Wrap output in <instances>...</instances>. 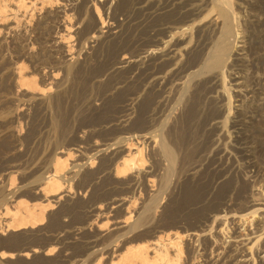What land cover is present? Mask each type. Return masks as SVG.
Segmentation results:
<instances>
[{"label":"bare ground","instance_id":"obj_1","mask_svg":"<svg viewBox=\"0 0 264 264\" xmlns=\"http://www.w3.org/2000/svg\"><path fill=\"white\" fill-rule=\"evenodd\" d=\"M24 1L19 2L25 7ZM48 1L72 3L69 7L68 4L61 6L53 15H45L37 23L36 42L41 46L37 56L31 55L27 41L18 45V57L24 60L35 56V67L43 74L40 76L42 83L34 77H27L28 81L25 66L19 65V86L27 87L32 93L31 98L41 95L36 101L46 109L67 108L65 103L79 101L88 90L93 100L88 96L89 100L81 105L82 109L93 107L103 112L102 122L113 128L105 130L106 133L129 135L114 137L112 143L101 147L97 142L93 143L95 141L83 140L88 135L74 133L70 144L75 147L62 150L65 155L56 153L51 166L41 173L38 188L46 201L43 199L29 205L24 200L11 206L6 203V193L2 190L0 199L5 203L0 218L10 219L8 223L12 222V226H34L44 221L48 208L54 205L53 196L59 201L65 195L64 191L71 194L77 191L76 186L89 183L100 175L99 183L118 186L120 192L115 194L117 197L110 195L111 200L105 208L99 204L97 195L90 194L97 201L89 204L88 220H98L110 213L114 226L104 237L105 241L99 243L95 239L88 244L96 262H101L107 254L106 264H182L185 244L191 260L208 254L211 255V264H253L255 259L264 264V197L258 198L254 193L258 189L259 172L255 173L256 168L254 174L241 175L240 167L243 166L237 163L239 155L248 159L264 150V0L252 1L253 11L246 14L235 6L234 0ZM92 3L102 25L108 23L107 19L112 21L108 27L105 24L106 31H102L104 26L99 27L95 13L91 14ZM0 7L6 5L0 4ZM2 8L0 11L5 12ZM73 18L80 25L78 32L84 42L95 39L92 50L74 62L67 57V60L63 59V51L53 37L60 26L70 29ZM124 55L128 58L123 59ZM47 69L48 73H43ZM61 72V80L54 84L53 78L59 77ZM54 87L56 92L47 94ZM7 101L9 99L2 96L0 105L4 106ZM128 110L131 116L127 114ZM11 113L8 110L9 116ZM83 115L98 118L93 113ZM54 118L52 125L61 127L68 123L70 116L57 115ZM159 123L169 125L168 139L163 135L158 140L159 135L151 131ZM84 144L88 145L86 149L90 152L83 150ZM134 146H137L136 151H133ZM75 154L78 158L72 162ZM248 160L253 167L255 159ZM162 166L166 167L165 176L162 175L160 180L163 189L171 186L169 183L177 174L174 183V192L177 193L172 195L173 204L163 207L159 218L157 212L164 201L163 189L158 184L161 188L153 187H156ZM143 192L146 199L142 206H138ZM182 196L187 206L183 210L184 222H178L182 216L181 209L178 210ZM239 201L243 202L238 205L240 210L232 211ZM81 203L82 199L78 197L63 204L51 217V224L65 212L80 209ZM215 205L218 206L215 212H206ZM173 208L175 215L170 222ZM204 212L206 214L202 216ZM250 217L256 220V227L243 231L242 224ZM166 218L168 229L176 228V234L167 239L157 237L156 243L151 244L150 237L161 231L160 221ZM229 219L235 222L232 231H227L224 226L217 228L215 231L223 238L219 239L217 235L214 240L215 225ZM103 226L98 224L96 230L89 227V231L98 235L97 229L101 232ZM184 232L190 237L187 242ZM104 249L111 250L105 254ZM171 249L176 258L170 257ZM46 250L53 252L54 249L48 247ZM119 250L121 252L117 253ZM32 251L37 253L38 249ZM16 252L10 255H16L14 264H42L44 261L36 255L30 262L22 261V253ZM6 254L2 251L1 258H6Z\"/></svg>","mask_w":264,"mask_h":264},{"label":"rangeland","instance_id":"obj_2","mask_svg":"<svg viewBox=\"0 0 264 264\" xmlns=\"http://www.w3.org/2000/svg\"><path fill=\"white\" fill-rule=\"evenodd\" d=\"M19 1L20 0H5L3 2L2 1L0 2V4L3 7H4V5H6L5 8L0 7V10H1V8H2V10L3 9L5 10V12L0 11L1 12L0 13V71H1L0 72V77H1L0 78V93H1L0 95L6 96L10 101V102L7 101L5 103L6 105L4 104V106L2 104L0 105V188H1L0 192L3 190V192L6 193L5 194L6 195V201H7L6 203H8V205L12 204L11 206L17 205V202L19 205V203H21L24 200H25L24 202H26V204L28 201L29 205L30 204L32 205L33 202L45 200V197H43L40 188H38V187H40L41 177L43 176L42 174L44 173L43 171L46 172L47 171L46 169H48L51 166L52 157H54V155L56 153L61 152L65 148L71 149V148L75 147V146L70 144L72 142L71 135L73 136L74 133L80 132L81 134L84 133L86 136L88 135V137L84 138L83 140H92V142L95 141L93 143L97 142V144L101 147H103L105 143L106 144L112 143V141L115 140V138L129 135V134H125L122 132L106 133V131H108L109 127H107L106 123L102 122V120H103L102 113L103 112H101L100 110L98 111V110L94 109L93 107H91V109L90 108L82 109L83 107L81 105L85 102L86 99L89 100V98H90V100L91 99L93 100V96L91 98L88 90L87 91L85 90V93H83V95L80 96L79 101L72 100V102L69 101L71 103H69V102L65 103V105H67V108L65 106L61 109L55 108V107L52 109L51 108L46 109V108L41 107L38 104V102L36 101L38 98H40L41 95H39V96L37 95V97L31 98L32 93L30 91H28V88L25 86H22V87L19 86V82H18L19 80H18V74H17V67H19V65L25 66L24 72H25L27 80L30 77H32L30 79H33V77H34V78L38 79L39 82L42 83L41 77L43 76V74L39 72L40 69H37L35 67V65L37 64L35 56H37L38 53L41 52V46H40V44H37L38 42H36L37 37H36V30H35L36 28L35 27H36L37 23L45 15H47V14L53 15L54 12L56 10H58V8H61V6L63 8L65 4H68V7H69L70 4L72 3V2L71 3L69 2L70 3L69 4L66 2L60 1V4L59 3L53 4V3L49 2L48 0H25L24 2H25V5L27 7L26 6L24 7L23 3L19 2ZM252 1H254V0H248V1L247 0L246 1L245 0H237V1L234 0V3H236L235 4L236 7L241 8V10L243 11V14H246V13H250L253 11L252 9L254 8V5H253L254 3L252 4ZM21 3H22V5H21ZM245 3H248V4H245ZM91 5L93 6V3ZM19 6H20V8H19ZM21 6H23V7H21ZM92 6H91V9L93 11L91 10V14L94 12L95 15L98 17V15L95 12L96 8L94 6L93 7ZM2 12H4V13L2 14ZM110 12L111 11H109V13ZM119 18H122V17H119ZM52 19H54V17ZM59 19H62V18H59ZM97 20H99V17L97 18ZM107 20H108V23H110V24L112 23L111 20H109V19H107ZM99 23H100V20H99ZM108 23L105 22L107 27L109 25ZM72 24H73V26L70 29H67L64 26H60V28L53 33V37L55 38L56 42L58 43L59 49L61 51H63V56H64L63 59L67 60V58H68V60L71 59L70 61L74 62V61H78L79 59L80 60L83 59V57L85 56L84 54H87L88 52H90L92 50V46H93V44H95V42H93V40H95V39L91 38L87 42H84V39L80 36L81 34L78 32L80 29V25H79V23L76 22V18L75 19L73 18ZM105 24L102 25L100 23V25H99V27L104 26L102 31H106L108 29L105 26ZM26 41L28 43H30L29 50L31 52V55H35V56L30 58V59L24 58V60H23V58L18 57L19 54H18L17 50H18V45L20 46L21 44H25V43H27ZM34 41L36 42L35 44H33ZM89 41H91L92 44ZM85 45H86V47H85ZM69 50H70V52H69ZM81 53H83V54H81ZM81 55H84V56L81 57ZM75 56L77 57V59ZM119 56L121 58L122 54ZM71 57H73V58H71ZM127 58L128 57H126V56L123 57V59H127ZM4 63H5V65H4ZM7 63H9V64H7ZM6 64H7V66H6ZM3 65H4V67H3ZM48 71L49 70L47 69V71L44 70V72L43 71L42 72L48 73ZM3 76H5V77L2 78ZM62 76H63L62 72L59 74V77H58V75L55 76L53 78L54 84H55V82L60 81ZM54 88H53V90L51 89L50 91H48L47 94H51V93L54 94L56 92L55 91L56 87H54ZM23 95L24 96L26 95V96L24 97ZM2 96H0V99L2 98ZM88 96H89V98H87ZM35 104H37V105H35ZM70 105H74L73 106L74 108ZM7 109L9 111H12V113H11L12 116L11 115L9 116ZM52 112L54 114H52ZM127 112H125V114L127 113V114H130L129 116H131V113H130L131 111L128 110ZM82 113L83 114H90V113L97 114L98 116L97 115H94V116H97L98 118L92 119L90 116L83 115ZM53 115H54V117H56L57 115L61 116V117L64 115L65 116L69 115L70 118H68V123L66 125L64 124L65 127L63 125H60L61 127H58V126L54 127L52 125V121L56 118H54V117L52 118ZM1 124H3V125H1ZM110 128L113 129L112 127H110ZM168 128H169L168 124L165 125L162 123V125H161V123H159V124L154 125L152 130L151 129L150 130L151 131L154 130L155 133L157 135H159L158 140H161L163 135L166 137V132H167ZM91 133H92V135H91ZM120 133H122V134H120ZM138 133H140V132H138ZM89 136H92L94 138L89 137ZM166 138L168 139V137H166ZM170 139L171 138H169V140ZM2 140H3V142H2ZM4 140H6V142ZM65 141H67V142H65ZM3 143L5 145L7 143L8 144L5 146ZM60 143L62 144V146ZM87 147H88V145L84 144L83 150H85L86 152H90L89 150L86 149ZM136 148H137V146H134L133 151H136ZM5 149L7 150V153H6ZM262 151L257 152L255 154H252V156H250L248 158L250 160L255 159L254 161H252L253 163L255 162L253 167L250 166L251 164L249 163L248 159L241 157L240 155H239V157L237 156V163L239 164V166H243V167H240L239 173L241 175H243V173H244V175H247V174L251 175V172L254 174V172L257 168V172H255V173L259 172L257 180L258 181L260 180V182L258 183V181H257L258 189L254 193H255V195H257L256 197H258V198L264 197V195H263L264 194V150H262ZM9 152H11V153H9ZM60 154L65 155V153H62V152ZM258 154H259V156H258ZM23 155H24V157H23ZM75 155H73L74 160H71L72 162L78 158V155H76V156ZM259 157H260V159H259ZM240 158H243L245 160L240 159ZM241 161L243 162V164L241 163ZM11 162H14V163H11ZM259 162H260V164H259ZM257 163L259 164V167H258ZM37 164H39V165H37ZM16 166H18V167H16ZM39 166L42 168H41V170L37 171V169L40 168ZM96 166L97 165H95V167ZM46 167H48V168H46ZM164 167L165 166H162L163 169L162 170L160 169L161 172L160 171L158 172L157 180H156L157 182L155 183L156 185H154L156 187H153V189L161 188V187H162L161 189H163V186L161 185L162 181L160 182V180L163 179V176H165V173H166V167L165 168ZM148 168L149 167H147V169ZM258 170H260V171H258ZM260 172H262V173H260ZM176 175L177 174H175V177L174 176L172 177V179H171L172 181H170V183H169V185H171V186H169V188L165 186L164 188H166V190L163 189L164 201L161 204L162 205L161 208L160 209L158 208L159 210L157 212L158 213L157 216L159 218L161 216L160 214L162 213L161 211L164 209L163 207H165L167 204L170 206L173 204L171 202V198H173L172 195L174 196V195H176L175 193H177L176 191L174 192V190H175L174 183H175ZM98 176H97V178L92 179L91 180L92 182L89 181V183L85 182V184H83V185L81 184L80 186H76L77 191L75 190L71 194L64 191L63 194H65V195L59 201L57 200V196L56 197L53 196L52 197L53 198L52 203H54V205L50 206L51 207V208L49 207L50 209L48 208V211L46 213V217H45L44 221L43 222L41 221L38 224H35L34 226L31 224H27V225L15 224L16 226L13 225V226H15V227H13L11 224L12 222L8 223V222H10L9 221L10 219L4 220L3 218H0V249H1L0 251L1 252L2 251L7 252V254L5 256L6 258H1V256H0V262H1L0 264H14V261L16 260V255L15 256H10V255L12 252H16V251H17L16 253H19V252L22 253L20 257L22 259H24L22 261H26V262H28V261L30 262L32 260V256L34 257L36 255V256H39L41 258H44L43 259L44 261L42 264H91V263L92 264H95V263L99 264L100 260L96 262L97 258L95 256H93V254H92L93 249L88 248V244L91 241H94L95 239H96V241H99V243H102V240L103 241L106 240L105 238L107 237V233H109L110 230H112L114 227L113 226V218H112V216H110L111 214L109 213L108 215H102L103 217L100 216L98 218V220H93V219L88 220L87 214H88V211L90 210L89 204L94 203V201H97V199H93V197L91 198L90 194L92 192V194L97 195L98 199H100L99 204H101L105 208L107 203L111 200L109 197H111L113 194L114 195L117 194L120 191H119V189H117L118 186H115L112 184H107V183H105V184L99 183L101 181V176L100 175H98ZM11 177H13V178H11ZM158 179H159V181H158ZM157 184L159 186L161 185V187H159ZM78 191L81 193H79ZM7 194H8V196H7ZM37 196H39V197H37ZM83 196H85V197H83ZM117 196L118 195H115V197H117ZM145 196H146L145 192H143V194L141 196L142 198L140 197L141 199H139V201H141V202L138 201V206H142L141 203L146 199V198H144ZM179 196L181 197V195H179ZM41 197H43V198H41ZM78 197L82 199V203H81L82 205H81L80 209L79 208L78 209H72V210L65 212L64 215H61L62 218L60 217L58 220L54 221L56 223V224L54 223L55 225L51 224V221H52L51 217L57 211H59L61 206L65 203H71L73 200L78 199ZM54 198H55V200H54ZM128 198H129V196H128ZM179 199H180V201H179L180 203L178 202L179 203L178 210L181 209L179 211V213H181L182 216H180L178 218V222L180 220H181V222H184V216H183L184 211L183 210H185V207L187 206V204L184 201L183 196H182V198H179ZM182 201H183V203H182ZM241 201H239V203L235 206L236 208L235 207L232 208L233 209L232 211H235V210L239 211L240 210L241 207H239V206L241 205L240 204ZM4 203L5 202L0 199V212L4 210ZM241 203H243V202H241ZM183 206H184V208H183ZM237 206H238V208H237ZM220 208L223 210V207H220ZM174 209L175 208H173L172 214L169 218V221L171 220L170 222L173 221L172 216L175 215V214H173ZM216 209H218L217 205L211 206L210 210H207L206 212H209V211L215 212ZM74 211H77V213ZM206 212H204L202 214V216L204 214H206ZM222 213L224 214V212H222ZM48 216H49V218H48ZM108 217L109 218L111 217V219L109 220ZM92 218L95 219V217H92ZM250 218H247L246 219L247 221L245 220L243 222L242 228H241L243 231L250 230L251 228L255 229L256 220L252 217H250ZM167 219L168 218L162 219L163 222H162V220L160 221V223H161L160 224V226H161L160 230L161 231H159L158 233L153 235L154 237L153 236L150 237V240L152 239L151 241L149 240L150 243L151 242L153 243L156 240H158L157 237H159V238L161 237L162 239L164 237V239H167V237H169V236L173 237L176 234V232H177L176 228H169L168 229L169 221H168V223H165V221L167 222ZM121 221H123V220H121ZM232 221H233L232 219H229L228 221H223L222 224L219 223V225H217V224L215 225V228L213 230L214 233H212V234H214L213 235L214 240H216L217 235H218L219 239L223 238L222 236H220V234H218L217 231H215V230H217V228L224 226L227 231H232V229L234 228V225H235V222L232 223ZM57 222H58V224H57ZM95 222L97 224H95ZM107 222L109 223V225ZM9 224H11V225H9ZM98 224L99 225L101 224L102 226L104 225L103 226L104 228L102 230L103 232L102 231L100 232L97 229L98 233L101 235H99V234L97 235V233L94 234L92 231H89V227L90 228L92 227V228H94V230H96V228L98 227ZM105 226H108V227H105ZM190 233L195 235V232H193V231H190ZM184 234L186 237L185 242H187L190 237L188 238L187 233L184 232ZM15 239H17V240H15ZM211 242H213V240ZM79 245H81V247ZM113 245H115V242ZM48 247L53 248L54 249L53 252H48L46 250ZM100 247H102V246H100ZM33 248H37L38 252L36 253L35 251H32ZM109 250H111V249H108V250L104 249V250H102V252L104 253L105 251L107 252ZM184 250H185L184 251L185 253L183 254V257L181 258L182 264H201V263L202 264H204V263L205 264H211V258H210L211 255L208 256V254H206L205 255L206 257L203 255L205 258L203 256H198L197 259L191 260V259H188V253H187V248H186L185 244H184ZM27 251H30L29 256H26ZM106 252H105V254H106ZM119 252H121V251L119 250L117 253H119ZM23 253H25V254L23 255ZM169 254H170V257L172 256L171 258H173L175 256L174 250L171 249ZM106 255H104L105 258L101 259L102 263L100 262V264H104V263L106 264L107 263L106 260H108V258ZM12 257L14 259H11ZM207 257H209V258H207ZM174 258H176V257H174ZM252 263L253 264H259L257 259L253 260Z\"/></svg>","mask_w":264,"mask_h":264}]
</instances>
